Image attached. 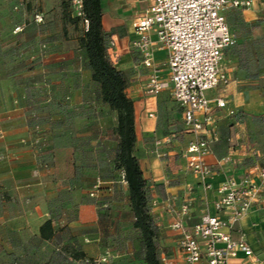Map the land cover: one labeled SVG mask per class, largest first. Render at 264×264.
Returning <instances> with one entry per match:
<instances>
[{
  "label": "crops",
  "instance_id": "1",
  "mask_svg": "<svg viewBox=\"0 0 264 264\" xmlns=\"http://www.w3.org/2000/svg\"><path fill=\"white\" fill-rule=\"evenodd\" d=\"M22 1L24 10H14ZM30 2L35 8L28 11ZM30 2L0 0V264H73L105 251L114 264H135L134 259L145 264L142 255H133L139 234L126 181L114 167L115 113L102 102L79 44L54 39L45 29L48 14L38 8L40 0ZM100 3L103 30L114 42L109 56L127 77L125 92L134 103L135 154L166 247L159 255L174 261L179 233L172 224L182 204L189 202L184 223L191 228L204 213H218L221 183L240 181L264 166V0L223 12L236 44L222 57L229 82L206 91L213 123L202 134L215 133L205 157L212 169L209 189L187 168L185 149L197 134L172 97L167 54L156 44L153 62L163 87L155 95L145 92L151 70L133 47L138 38L133 22L151 0ZM35 12L43 23L33 21ZM23 21V31L13 33ZM252 176L259 184L257 174ZM47 221L46 238L41 226ZM241 234L253 254L238 252L228 264H260L264 187L232 230L234 239Z\"/></svg>",
  "mask_w": 264,
  "mask_h": 264
},
{
  "label": "built area",
  "instance_id": "2",
  "mask_svg": "<svg viewBox=\"0 0 264 264\" xmlns=\"http://www.w3.org/2000/svg\"><path fill=\"white\" fill-rule=\"evenodd\" d=\"M251 0H151L150 5L133 22L138 38L133 47L141 55V64L151 70L145 92L157 94L163 87L153 62V44L164 49L167 54L169 81L172 97L182 109L185 124L197 134L185 149L188 170L199 178L204 189L211 188L207 178L212 169L205 157L210 151V144L215 137L205 136L202 132L213 119L209 112L206 91L220 85H226L229 78L222 66L223 52L236 44L224 11L228 8H245ZM75 14L83 16L82 0H71ZM24 2L14 6V10H24ZM35 23H43L40 12L33 16ZM85 29L88 20L84 19ZM23 21L13 28V33L23 31ZM154 33L156 40L152 41ZM108 48L114 46L107 40ZM218 107H223L221 99L216 100ZM203 113V118L198 115ZM256 173L260 183L256 184L252 174ZM264 187V166L246 174L240 181L229 179L218 188L219 198L214 206L217 214L204 213L191 228L184 223L189 214V202L182 204L174 213L172 228L178 231L176 250L178 259L173 261L165 253L159 255L161 264H228L230 258L238 252L246 256L253 254L245 236L232 237V230L257 200ZM94 196V192L90 193ZM68 258L71 259L70 256ZM73 264H114L109 251L95 257L73 259ZM264 264V259L259 261Z\"/></svg>",
  "mask_w": 264,
  "mask_h": 264
},
{
  "label": "trees",
  "instance_id": "3",
  "mask_svg": "<svg viewBox=\"0 0 264 264\" xmlns=\"http://www.w3.org/2000/svg\"><path fill=\"white\" fill-rule=\"evenodd\" d=\"M82 11L83 16H77L72 21L76 23L80 18L88 20V28L80 35L78 44L91 71V79L99 85L102 102L116 116L114 133L118 143L114 167L122 171L127 184L128 201L135 216L134 227L143 238V261L145 264H161L152 240L154 234L151 224L154 223V216L151 213L146 179L135 154V110L133 100L125 92L128 80L109 56L100 0H82ZM41 233L46 238L51 235L50 222L41 226Z\"/></svg>",
  "mask_w": 264,
  "mask_h": 264
},
{
  "label": "rangeland",
  "instance_id": "4",
  "mask_svg": "<svg viewBox=\"0 0 264 264\" xmlns=\"http://www.w3.org/2000/svg\"><path fill=\"white\" fill-rule=\"evenodd\" d=\"M30 1L31 0H29V2ZM40 4L41 5H38V8H41V10H45L46 14H48L47 21L44 23L45 29L50 28V32H53L54 34L53 35L54 39L58 40L59 38H62L63 41L66 42L78 43V39L80 35L85 30V22L82 18H80L76 23L72 21V19L76 18L77 15L72 9L71 0H40ZM65 5H67L66 9H65ZM34 8L35 7H32V2H30L29 7H27L26 9L28 11H31ZM12 10L13 9H11V11ZM5 12L8 13L6 9ZM9 21L10 20H4L5 23ZM108 40H112V38H109ZM151 225L154 234L152 239L153 244L156 247L157 253L160 254V252L164 251L166 247H163L162 244L160 243V233H159V229L156 226L155 220L154 223H152ZM138 234L139 236L135 242V248L137 249V251L133 253V255H135L136 258H138L141 255L143 256L144 253L143 238L139 230H138ZM134 261H136L135 264H139V260L134 259Z\"/></svg>",
  "mask_w": 264,
  "mask_h": 264
}]
</instances>
